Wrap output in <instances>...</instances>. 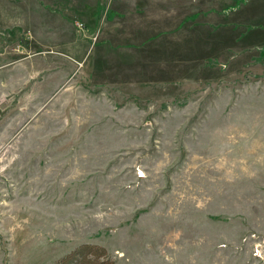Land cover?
<instances>
[{
	"label": "rangeland",
	"instance_id": "rangeland-1",
	"mask_svg": "<svg viewBox=\"0 0 264 264\" xmlns=\"http://www.w3.org/2000/svg\"><path fill=\"white\" fill-rule=\"evenodd\" d=\"M264 264V0H0V264Z\"/></svg>",
	"mask_w": 264,
	"mask_h": 264
},
{
	"label": "trees",
	"instance_id": "trees-1",
	"mask_svg": "<svg viewBox=\"0 0 264 264\" xmlns=\"http://www.w3.org/2000/svg\"><path fill=\"white\" fill-rule=\"evenodd\" d=\"M56 264H114L101 248L79 247Z\"/></svg>",
	"mask_w": 264,
	"mask_h": 264
}]
</instances>
